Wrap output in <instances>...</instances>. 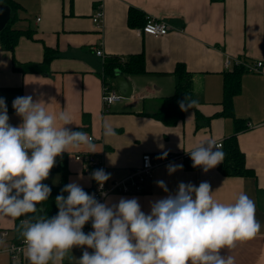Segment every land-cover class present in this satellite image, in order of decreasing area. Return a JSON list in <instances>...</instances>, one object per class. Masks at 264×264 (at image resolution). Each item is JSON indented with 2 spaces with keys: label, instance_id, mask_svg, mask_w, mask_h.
Instances as JSON below:
<instances>
[{
  "label": "crops",
  "instance_id": "1",
  "mask_svg": "<svg viewBox=\"0 0 264 264\" xmlns=\"http://www.w3.org/2000/svg\"><path fill=\"white\" fill-rule=\"evenodd\" d=\"M18 5L16 28L31 30L23 35L14 50L19 62L41 63L45 49L53 51L49 72L23 73L13 67V53L0 43V97L7 106L9 123L19 126L21 118L12 107L18 96L32 95L50 113L67 110L72 125L67 127L93 136L95 153L106 163L108 181L126 177L140 166L144 153L162 154L193 150L197 145L213 140H225L233 135L232 117L223 111L224 74L237 65L236 59L246 63L264 61V0H15ZM102 2L105 10L101 29L96 28L92 14ZM138 8L147 16L165 20L166 35L139 34L138 27L128 23L130 8ZM101 47L105 56L126 58L143 53L146 72L124 74L133 86L132 95L114 103L108 110L103 102L104 60L96 54ZM233 58L227 68L225 59ZM182 62L193 75L194 99L205 116L202 124L194 109L186 111L183 119L166 125L152 114L159 110L164 97L175 92L176 64ZM245 68V67H244ZM237 117L247 120V128L237 133L247 166L256 173L252 176H227L221 164L204 172L194 168L192 161L175 159L158 165L154 177L137 193H111L105 200L109 205L121 198H137L142 211L150 213L151 203L178 191V185L199 186L208 182L213 198L224 204L246 194L254 201L260 232L252 239L237 242L225 256L235 258V264H264V74L245 68L242 91L234 98ZM207 120V122H206ZM108 122L116 135L106 137L103 123ZM251 124V126L248 125ZM58 126L59 123H58ZM223 152V149L221 150ZM87 148L69 149L56 158L65 163L68 183L92 188L93 179L83 163L75 158ZM224 158V155H223ZM170 164L183 165L169 174ZM61 181L59 171H51L47 185ZM164 181L168 192L157 182ZM88 190V191H89ZM15 219L0 216V264H11L7 251L14 239ZM8 235L3 236L2 231ZM92 249L73 247L62 264H79L83 251ZM21 264H29L23 253Z\"/></svg>",
  "mask_w": 264,
  "mask_h": 264
},
{
  "label": "clouds",
  "instance_id": "2",
  "mask_svg": "<svg viewBox=\"0 0 264 264\" xmlns=\"http://www.w3.org/2000/svg\"><path fill=\"white\" fill-rule=\"evenodd\" d=\"M197 104L187 95L179 102L181 111ZM12 107L21 118L19 126L9 123L0 97V216L27 217L16 230L29 264H62L73 247L84 246L93 251L84 250L79 264H235V258L222 250L233 249L261 230L251 198L242 193L234 203H220L208 182L198 187L181 182L174 195L152 202L148 214L137 198L109 205L73 182L55 198L57 215H41L37 206L51 194L42 181L48 179L56 158L70 148L95 153L96 145L88 133L67 127L72 125L67 110L50 113L32 95L16 97ZM103 134L116 135L108 122L103 123ZM188 153L192 166L204 172L219 165L224 155L213 140ZM182 167L170 164L167 169L171 174ZM91 177L102 189L110 174L98 169ZM157 184L168 192L164 181ZM89 221L93 231L85 234L82 229Z\"/></svg>",
  "mask_w": 264,
  "mask_h": 264
},
{
  "label": "trees",
  "instance_id": "3",
  "mask_svg": "<svg viewBox=\"0 0 264 264\" xmlns=\"http://www.w3.org/2000/svg\"><path fill=\"white\" fill-rule=\"evenodd\" d=\"M224 1V0H213ZM0 3L8 4L11 6L12 15L6 26V28L0 32V43L2 46L13 53L12 61L13 67L20 72H49V62L54 57L53 51L50 48L45 49L44 61L41 63L34 62H19L14 56V50L17 46L19 39L23 35L32 36L31 30H23L14 27V23L18 18L17 9L18 5L15 0H0ZM147 20V17L138 8H130L128 13V23L132 26H143ZM146 62L143 53L132 54L126 58L125 62L120 60L119 55H109L104 60L103 76L104 80H116L117 71L122 74H136L146 72ZM245 72V68L236 66L231 71L224 74L223 83V111L220 115L232 117L235 122V133L223 141V154L224 158L221 164L222 172L227 176H252L255 177L256 173L253 169L249 168L246 163L245 153L241 150L237 138V133L246 129L247 120L237 117L234 109V98L242 91V76ZM174 74L176 75L175 92L162 100L161 107L158 111L152 115L158 120L162 121L166 125L177 124L178 121L184 118L186 111H181L179 102L184 100L185 95L194 99L193 92V75L187 69V66L179 62L176 64ZM196 112V118L198 121L197 126L202 124L201 120L205 116L199 111L197 106L191 108ZM207 122V120H206ZM51 171H59L61 173V181L57 185H48L51 188V194L47 201H44L42 205H38V208H42L41 215L52 217L57 215L59 209L56 206L55 198L62 193V189L69 184L68 175L69 170L65 163H56ZM84 191L89 192L88 188L82 187ZM66 197L68 193L64 192ZM34 214L30 213L28 216ZM27 217L15 218L14 238H18L17 226L22 219Z\"/></svg>",
  "mask_w": 264,
  "mask_h": 264
},
{
  "label": "built area",
  "instance_id": "4",
  "mask_svg": "<svg viewBox=\"0 0 264 264\" xmlns=\"http://www.w3.org/2000/svg\"><path fill=\"white\" fill-rule=\"evenodd\" d=\"M105 10L102 2H98L95 5L94 12L92 14V20L96 28L101 29L104 23ZM139 34L147 33L155 36L166 35L169 32L170 26L165 20L157 19L152 16H147V20L143 26L137 28ZM96 54L105 59V53L101 47L96 49ZM122 62L126 61L125 56H120ZM233 58L229 56L225 59V66L228 68L233 63ZM235 63L237 65H243L248 71L254 73L264 74V61L256 60L251 63H246L240 59H236ZM124 95L119 91L116 80H104L103 76V102L105 109L108 110L114 103L120 101ZM251 126L250 123H248ZM92 140L93 136H90ZM219 145L220 150L223 148V140L216 142ZM191 150H184L175 153H167L166 158H159L163 156L162 154H152L144 153L141 158L140 166L134 168L130 173L119 180L106 181L101 189L100 186L93 180L92 188L89 190L88 194L94 195L95 198L101 202L105 203L106 198L111 193H137L144 190V185L146 182L154 177L155 169L158 165L172 161L175 159H181L185 161H192L190 158ZM75 158L83 163L85 168L89 171H95L98 169H103L106 172V163L101 154L80 152L75 155ZM85 234L93 231L92 223L89 221L82 229ZM3 236L8 235L7 230L2 231ZM23 244L21 239H12L9 243L7 251L10 255L11 264H21L23 258Z\"/></svg>",
  "mask_w": 264,
  "mask_h": 264
},
{
  "label": "water",
  "instance_id": "5",
  "mask_svg": "<svg viewBox=\"0 0 264 264\" xmlns=\"http://www.w3.org/2000/svg\"><path fill=\"white\" fill-rule=\"evenodd\" d=\"M12 15L11 6L8 4L0 3V32L3 31ZM116 83L119 91L125 96L129 97L132 95L133 86L130 84L127 77L120 71H117Z\"/></svg>",
  "mask_w": 264,
  "mask_h": 264
},
{
  "label": "rangeland",
  "instance_id": "6",
  "mask_svg": "<svg viewBox=\"0 0 264 264\" xmlns=\"http://www.w3.org/2000/svg\"><path fill=\"white\" fill-rule=\"evenodd\" d=\"M15 23H16V22H15ZM15 23H14V27H15V25H16ZM125 76H126V75H125ZM124 97H125V96H124ZM124 97H123V98H124Z\"/></svg>",
  "mask_w": 264,
  "mask_h": 264
}]
</instances>
